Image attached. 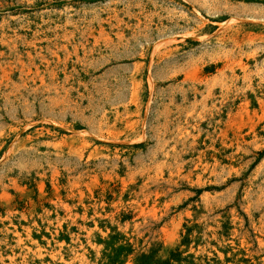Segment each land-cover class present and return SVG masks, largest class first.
Instances as JSON below:
<instances>
[{"label":"rangeland","instance_id":"374dc122","mask_svg":"<svg viewBox=\"0 0 264 264\" xmlns=\"http://www.w3.org/2000/svg\"><path fill=\"white\" fill-rule=\"evenodd\" d=\"M0 264H264V0H0Z\"/></svg>","mask_w":264,"mask_h":264}]
</instances>
